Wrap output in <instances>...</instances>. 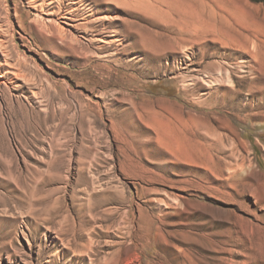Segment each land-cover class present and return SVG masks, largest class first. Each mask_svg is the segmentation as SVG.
<instances>
[{
  "label": "rangeland",
  "instance_id": "obj_1",
  "mask_svg": "<svg viewBox=\"0 0 264 264\" xmlns=\"http://www.w3.org/2000/svg\"><path fill=\"white\" fill-rule=\"evenodd\" d=\"M74 2L0 0V264H264V76L196 42L213 12L264 41V0Z\"/></svg>",
  "mask_w": 264,
  "mask_h": 264
},
{
  "label": "bare ground",
  "instance_id": "obj_2",
  "mask_svg": "<svg viewBox=\"0 0 264 264\" xmlns=\"http://www.w3.org/2000/svg\"><path fill=\"white\" fill-rule=\"evenodd\" d=\"M29 1L31 3L34 1L37 3H40V5H38V6L41 9L42 8H49V9H51V11H54V9H56V11H54V13H50L51 15L53 14V16L55 14L56 15L62 14L61 13L62 12V6L60 4L61 0H34V1L29 0ZM75 1L81 3L79 5V6H81L84 1H92L94 3L95 0H75ZM79 3L74 2L73 4H71L74 9H71V8H70L71 10L67 9V11H65V14H63L64 16L62 18H65V20H67L68 22H72L73 20H75V19H73L74 17H76L75 13L76 12L79 13L80 9L78 10L74 6L78 5ZM94 4H96V3H94ZM63 8H64V6H63ZM85 8H84V10H85ZM88 10H89V8H88ZM86 12H88V11L86 10ZM93 13L94 12H92L91 14L93 15ZM83 14H85V13H82V16H83ZM210 16L212 18V22L210 19L209 22H211V23H209V25H207V27H205L202 32H200L196 35V39H197L196 42L197 43H203L205 40V36L207 34L212 35L213 37H215L214 41L219 43L222 47H225V48L228 47V48L235 49L237 52L244 53L246 56H248L249 61H243V63L247 62L248 70L252 73L259 75V76L260 75L264 76V41H259V43H257L256 37H250L249 34H244L243 32L239 31L240 29L238 30L235 27V25L232 23L231 19L235 23H237V27H238L239 26L238 25L239 24V16H238L237 12L234 13L233 15L230 14L229 16L220 15V14H217L216 12H213ZM49 19L50 18H48V22H49ZM60 19H61V17H60ZM85 20H86V18L83 19V21H85ZM91 22L93 23V21H91ZM84 23H86V22H84ZM89 23H87V24H89ZM92 23H90V24H92ZM214 23L220 24L219 26H218V24H216L218 26V28H216ZM66 25H67V22H66ZM72 27H74V26H72ZM0 29H1V26H0ZM111 37H115V35L114 36L111 35ZM117 39H115L113 41L112 40L108 41L107 39H104L102 42L105 45H111V44H114L116 42H119V40H117ZM0 54L3 57L2 59H0V86H2V85L7 86L9 84L8 88H10L11 90H13L15 92H17V91L21 92L23 90V87H24V82H23L24 78L20 75L21 73L19 72L20 73L19 74L18 72H16V70H14L13 67L10 65V63L8 62V60L6 58L5 51H4V44H3L2 39H0ZM2 61H3V63H2ZM213 65L215 66L216 73H210V67L211 66H204L199 71L201 73V78H199L198 80L197 79L194 80V84L197 87L204 88V89L208 90V92H207L208 95L214 94L213 91L217 90V87L224 88L223 85L228 83L229 79H230V73L231 72L229 73L226 69H224V67L222 66L223 64L221 65V64H215L214 63ZM3 67H5L6 69H4ZM7 80H8V84H7ZM221 92L223 93V95L231 93L228 90H222ZM250 92L252 94L257 93L258 94V96H256V97H258L257 100L264 102V90H258L257 92L251 90ZM30 93H31V96L33 97V99H36L38 97V93H36V92H30ZM231 94L234 95L235 93L232 92ZM252 94H250V95L252 96ZM208 98H210V97H208ZM174 136L176 138V141H175L176 145H183L187 149L194 151L195 156L201 157V159H202L201 163L202 164L206 163L205 152L203 151L202 148H200V147L196 148V146H193L188 141L187 137L184 135L179 134V135H174ZM179 151H180V149H179ZM111 263H112V260L105 262V264H111Z\"/></svg>",
  "mask_w": 264,
  "mask_h": 264
}]
</instances>
